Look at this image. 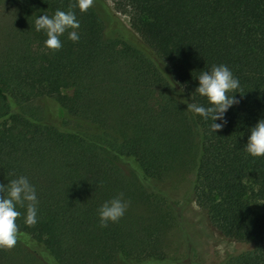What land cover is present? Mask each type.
Instances as JSON below:
<instances>
[{"label":"trees","instance_id":"1","mask_svg":"<svg viewBox=\"0 0 264 264\" xmlns=\"http://www.w3.org/2000/svg\"><path fill=\"white\" fill-rule=\"evenodd\" d=\"M4 2L0 184L27 177L38 213L28 227L17 209V243L0 250V264H22L16 256L37 263L30 252L46 264H198L167 256L178 215L151 189L184 173L194 176L193 200L211 228L239 247L221 264H264V157L243 151L248 130L264 119V0H116L131 28L119 39L76 0ZM70 6L80 39L64 33L61 49L49 51L34 21ZM220 64L240 88L213 133L180 100L207 106L196 77ZM45 100L79 129L49 122ZM122 161L137 173L127 175ZM119 193L127 211L99 227L97 209Z\"/></svg>","mask_w":264,"mask_h":264},{"label":"clouds","instance_id":"2","mask_svg":"<svg viewBox=\"0 0 264 264\" xmlns=\"http://www.w3.org/2000/svg\"><path fill=\"white\" fill-rule=\"evenodd\" d=\"M93 4V0H76L75 7L79 12H86ZM34 30L43 32L46 39L43 46L52 52L61 49V35L67 33V40L77 43L80 39L78 30L80 22L71 10L57 9L51 16L39 15L34 21ZM198 86L195 93L206 99L207 106L188 103L185 112L199 116L204 121H210L209 130L219 132L227 123L225 114L238 104L235 94L240 84L232 71L224 64L212 65L207 71L201 70L196 77ZM185 85H179V93L184 92ZM219 121V123H217ZM247 143L243 151L254 158L264 157V119L257 121L255 126L248 130ZM38 199L35 187L28 178L20 175L0 184V250H11L18 239L17 219L21 216L18 208H24L23 221L25 226L31 227L37 223ZM129 207L122 193L104 201L97 209L99 227L106 228L109 223H117Z\"/></svg>","mask_w":264,"mask_h":264},{"label":"rangeland","instance_id":"3","mask_svg":"<svg viewBox=\"0 0 264 264\" xmlns=\"http://www.w3.org/2000/svg\"><path fill=\"white\" fill-rule=\"evenodd\" d=\"M115 1L93 0L92 7L105 22L107 37L119 39L131 28L129 17L118 12ZM7 11V4L0 3V28L7 23ZM40 104L49 122L62 128L64 123H67L68 129H79L78 122L68 120L65 114L50 101H41ZM120 167L127 175L137 173L132 163L128 161H122ZM193 179L192 173H184L151 186L153 191L168 199L178 215L176 226L170 230L166 238V253L174 261L221 264L227 255L235 253L239 247L211 228L204 213L193 200L191 192ZM30 253L37 259V263L22 256H16V260L22 264H46L39 256Z\"/></svg>","mask_w":264,"mask_h":264}]
</instances>
